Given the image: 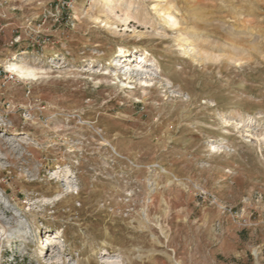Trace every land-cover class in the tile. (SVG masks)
I'll return each mask as SVG.
<instances>
[{"label":"rangeland","instance_id":"1","mask_svg":"<svg viewBox=\"0 0 264 264\" xmlns=\"http://www.w3.org/2000/svg\"><path fill=\"white\" fill-rule=\"evenodd\" d=\"M0 264H264V0H0Z\"/></svg>","mask_w":264,"mask_h":264},{"label":"bare ground","instance_id":"2","mask_svg":"<svg viewBox=\"0 0 264 264\" xmlns=\"http://www.w3.org/2000/svg\"><path fill=\"white\" fill-rule=\"evenodd\" d=\"M8 72L24 82L36 81L40 75L38 69L29 67L26 63H11L7 66ZM170 173V172H169Z\"/></svg>","mask_w":264,"mask_h":264}]
</instances>
